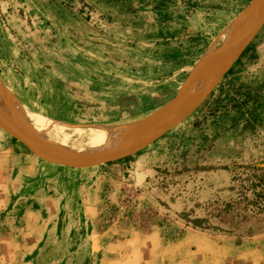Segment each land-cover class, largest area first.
<instances>
[{
  "label": "rangeland",
  "instance_id": "1",
  "mask_svg": "<svg viewBox=\"0 0 264 264\" xmlns=\"http://www.w3.org/2000/svg\"><path fill=\"white\" fill-rule=\"evenodd\" d=\"M258 1L0 0V115L11 120L14 115L34 142L54 155H100L130 144L143 129L114 137L94 135L100 139L65 133L75 126L113 130L146 118L174 97L195 65H204L182 92L199 85L197 94H202L196 102L176 114L179 118L165 127L170 128L149 139L152 129L167 120L152 127L143 135L147 144L132 153L154 150L156 172L140 187L113 183L103 193L99 182L98 190L86 192L85 178L115 161L88 168L51 164L0 129V150H8L16 166H25L28 172L21 176L35 177L42 194L63 199L84 192L96 199L110 196L109 202L95 205L90 220L83 204L73 205L69 215L66 207L71 206L53 204L56 209L46 215L41 250L32 264H104L113 253L110 236L137 235L110 230L145 228L153 222L170 226L171 216L147 202L148 185L155 196L194 201V208L185 204L181 209L203 213L224 230L216 231L224 236L196 234L211 251L197 264H264L263 213L240 221L249 212L239 199L243 193L250 196L245 177L264 170V22L244 46L246 52L208 84L227 52L212 62L214 55L229 45L236 25L264 10V0L252 10ZM17 112L44 119L51 129L39 139ZM104 226L110 229L97 238L101 248L91 250L89 230ZM159 232L151 264H181L183 231ZM142 243L151 246L146 237Z\"/></svg>",
  "mask_w": 264,
  "mask_h": 264
},
{
  "label": "crops",
  "instance_id": "2",
  "mask_svg": "<svg viewBox=\"0 0 264 264\" xmlns=\"http://www.w3.org/2000/svg\"><path fill=\"white\" fill-rule=\"evenodd\" d=\"M8 152L5 149L0 150V212L4 211V215L0 214V264H32L35 262V258L41 250L38 243L46 231L45 226L48 222L46 215L48 216L49 214L52 216V211L49 210L51 208L53 211L56 209V206L53 204L64 203L71 206L66 207L67 215L74 210L73 205L83 204V212L89 214L85 219L90 220L97 211L95 205L109 202L108 198H110L109 195L105 197L103 194L102 198L100 196L96 199L86 194L88 191L94 193L98 190L97 184L99 182L102 184V188L100 189L103 190V193L111 189V184L113 183L114 185L121 184L140 187L148 183L145 181L147 176L152 177L154 172H156L153 165L155 162L154 150L146 149L143 153L131 154L115 160V162L106 164L104 167H100L96 174L85 178L88 184H86L87 186L85 188L83 187L86 192L81 197L71 195L63 199V197L42 194L38 190L41 185L35 177L33 178L34 180L31 177L28 179L23 178V174L28 171L25 170L24 165L16 166L12 162L11 155ZM31 170L29 167V171ZM101 180L103 183H101ZM94 184H96L95 187ZM148 186H146V192L149 194L147 196V202L153 204L163 215L171 216L172 222H168L170 226H162L160 222H153L147 224L145 228L110 230L137 231L133 232L137 235H132L131 232L128 237L124 236L123 239L122 237L118 238L114 236V240H112L113 235L110 236L111 239L108 242L110 246L109 251L113 253L104 259V264H151L154 258L155 240L160 235L159 231H183V237H185L183 244L185 243V245L179 242L182 249L181 252H183L181 255V262L183 264H189L195 260H199L207 255L208 252H211L200 245L198 239H196V234L207 232L215 236H224V234L216 232L224 231L219 230L217 221L205 216L203 213L200 215V212L189 213L186 212L188 210L183 211L181 209L185 204L194 208V201H184L180 196L172 197L161 195L158 197L154 195L155 193ZM5 209H7L6 212ZM248 226V223L244 224L245 228ZM169 227H171V230ZM175 228L177 229L174 230ZM73 229L74 227L66 231H73ZM108 229H110L109 226H104L103 229L89 230L92 231L88 232L90 235L91 250H99L101 248L97 238L103 236ZM53 231L58 230L54 227ZM250 231L257 230L255 228V230L250 229ZM93 236L95 239L92 238ZM144 237L151 241V246L149 245V248L145 247L146 249L142 243ZM186 237L194 238L186 240ZM104 243L106 244V242ZM102 250L103 252L107 251L106 248H102ZM222 253H224L223 257L225 258V251H222ZM224 262H227L226 259ZM247 264H262V262H249Z\"/></svg>",
  "mask_w": 264,
  "mask_h": 264
},
{
  "label": "water",
  "instance_id": "3",
  "mask_svg": "<svg viewBox=\"0 0 264 264\" xmlns=\"http://www.w3.org/2000/svg\"><path fill=\"white\" fill-rule=\"evenodd\" d=\"M263 22H264V11L260 13L259 17L256 19V21H254V23H252L247 29H245L237 37H235L229 43V45H227L226 47L221 49L216 55H214L212 62H214L220 55L224 54L229 49L237 45L244 38L245 42L241 44L238 48V53L236 54V56H238L240 51L244 48V46L248 43V41L257 32V30L260 28ZM203 69H204V65H201V66L195 65V67L192 69V71L190 72V74L188 75L184 83L181 85V87L178 89L174 97L171 98L167 103H165L156 112V114L149 120V122L143 128V130L130 142V144L120 151H115V152L105 153V154H100V155H63L61 156V155L51 154L45 151L44 149H42L39 145H37L34 142L31 135L26 132V130L23 128V126L20 124V122L17 120V118L14 115H13V120L0 115V129H2L5 133L10 135L17 141H19L21 144H23L32 155L48 163H51V164L70 167V168H88V167L97 166L99 164H104L107 162L115 161V160L131 155L137 149V145L139 144L141 137L144 134H146L152 127H154L173 107V105L177 101L180 94L185 90L187 81L190 78H193L197 76L198 74H200L203 71ZM221 74H222V71L219 73L217 78ZM186 114L183 115L182 118H184ZM182 118H180L179 121ZM168 128L163 129L162 131L157 133L156 136L163 133Z\"/></svg>",
  "mask_w": 264,
  "mask_h": 264
},
{
  "label": "bare ground",
  "instance_id": "4",
  "mask_svg": "<svg viewBox=\"0 0 264 264\" xmlns=\"http://www.w3.org/2000/svg\"><path fill=\"white\" fill-rule=\"evenodd\" d=\"M262 1L263 0H259L258 2H256L255 4H253L252 10L253 9L254 10L255 9H259ZM263 9H264V7H263ZM263 11L259 12L254 18H251L250 20L243 21V22L239 23L238 25H236L235 32H234L235 34L232 37L231 41L235 37H237L242 31H244L245 29H247L252 23H254V21H256V19L260 15V13H262ZM244 42H245V39L243 38L237 45H235L234 47H232L231 49H229L227 51V53L225 54V56H224V58H223V60H222V62L220 64L219 68L216 69V72L214 73V75L212 76V78L209 80L208 84L210 83L211 80H213L216 77V74L223 67H225L226 65L227 66L229 65V63L236 56L235 54L238 52L239 46L241 44H243ZM207 80L208 79L204 80L203 84ZM200 90L201 89L199 88V85H198L197 87H194L191 90H188V91L182 93L181 96H180V98H179V100L173 105V107L170 109V111L157 124H159L161 122H164L166 120L167 121L164 124H162V125H160V126H158L156 128H153L152 130H153V133L154 134H152L149 139L155 138L157 133H159L160 131H162V129H164L165 127H167V126L171 125L172 123H174L176 121V119L179 118V116L181 115V113H184L185 111H187V109H188L187 107H189L193 103H195L196 100L199 98L200 94H202V93L197 94ZM184 109H186V110L184 111ZM158 110L159 109H157L156 111L153 110L154 112H152L151 114H149L148 116H146V118H142L141 117L142 119H140V120L131 121V122H128L126 124H122V125H119V126H115L113 130H108L107 129V127H110V126H105V127H102V126H86V127H83V126H75L71 131L65 133V135H67V136H74V135H78V134L84 132L85 134H88L90 136H94V135L98 136L99 135V136H102V137H109V136L110 137H114V136L121 135V134L133 133V132H136V131H138L140 129H143L147 125V123L149 122V120L156 114V112ZM179 112H180V115H176ZM2 114H4V112H2ZM17 114H18V116L22 120H24L26 123H28V125H29V132L32 133L33 135H35L36 137H38L39 139H40L41 133L43 131H47V130H50L51 129L50 126H49V124L46 123L44 119L35 118L32 115H29V114H26V113H22V112H20V113L17 112ZM169 119H171V120H169ZM102 132H107V133H102ZM119 133H121V134H119ZM143 137H145V136H143ZM92 138H94V139H100L99 137H95V136L92 137ZM146 138L147 137H145V138H143V139L140 140L139 144L137 145V148L143 147L144 145L147 144V141L149 139L146 140ZM128 145H124V146L120 147L119 149H117V151H120V150L124 149ZM105 153H109V152H103L102 154H105Z\"/></svg>",
  "mask_w": 264,
  "mask_h": 264
},
{
  "label": "trees",
  "instance_id": "5",
  "mask_svg": "<svg viewBox=\"0 0 264 264\" xmlns=\"http://www.w3.org/2000/svg\"><path fill=\"white\" fill-rule=\"evenodd\" d=\"M115 2H123L124 0H114ZM246 52V48H243L238 56H242ZM125 100L128 99V97L123 96ZM243 180V179H242ZM246 181V184L244 185V190L248 191L250 196L248 197L246 193H243L242 196L239 197V199H243L245 201L244 204V210L249 212V214H245L241 216L240 221H246V218L249 217V215H255L259 213H263L262 219H264V170L263 173L260 175L250 174L248 177H245L244 179ZM238 202H234V204L239 203L240 200H237ZM246 217V218H245ZM198 261L195 260L189 264H197ZM181 264H183L181 262Z\"/></svg>",
  "mask_w": 264,
  "mask_h": 264
}]
</instances>
